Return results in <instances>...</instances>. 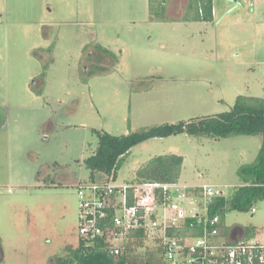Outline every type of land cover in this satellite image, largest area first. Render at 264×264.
Segmentation results:
<instances>
[{"label":"rangeland","instance_id":"1","mask_svg":"<svg viewBox=\"0 0 264 264\" xmlns=\"http://www.w3.org/2000/svg\"><path fill=\"white\" fill-rule=\"evenodd\" d=\"M148 1L0 0V264H51L77 247L94 131L128 135L229 112L239 96L264 100V10L213 0L212 22H198L184 17L188 0H167L165 13ZM261 144V135L151 139L123 157L114 182L177 155L178 183L228 196ZM253 206L224 215L227 236L242 228L264 240V198Z\"/></svg>","mask_w":264,"mask_h":264},{"label":"built area","instance_id":"2","mask_svg":"<svg viewBox=\"0 0 264 264\" xmlns=\"http://www.w3.org/2000/svg\"><path fill=\"white\" fill-rule=\"evenodd\" d=\"M226 194L216 186L159 182L116 184L112 176L77 186V247L102 248L117 262L132 242V259L146 264L150 253L161 264H264V245L245 236H227L210 208ZM256 211L252 206L251 213ZM194 228L199 235H191ZM140 242L137 247L135 242Z\"/></svg>","mask_w":264,"mask_h":264},{"label":"trees","instance_id":"3","mask_svg":"<svg viewBox=\"0 0 264 264\" xmlns=\"http://www.w3.org/2000/svg\"><path fill=\"white\" fill-rule=\"evenodd\" d=\"M167 0H149V11L165 13ZM184 17L191 21L212 22L213 0H188ZM98 143L94 153L84 164L90 171V180L112 176L115 179L120 169L123 157L131 149L151 139H163L174 135L211 136L216 139L232 136L262 137V144L254 164L241 167L239 176L241 185L226 196L218 198L210 208V215H218L221 219L229 211L248 212L257 200L264 198V100L239 96L231 111L196 121L179 122L177 124L161 125L146 131L128 135L112 136L105 132L94 131ZM183 159L181 156L168 155L152 159L148 165L136 172L135 182L177 183ZM199 229L194 228L191 235H199ZM245 237L253 238V230H244ZM134 243L129 242L122 257L115 262L102 248L83 251L73 249L67 256L52 260L51 264H125L130 258ZM138 247L140 242H135ZM154 253H150V255ZM154 257H149L146 264H160ZM131 264H144L132 259Z\"/></svg>","mask_w":264,"mask_h":264},{"label":"crops","instance_id":"4","mask_svg":"<svg viewBox=\"0 0 264 264\" xmlns=\"http://www.w3.org/2000/svg\"><path fill=\"white\" fill-rule=\"evenodd\" d=\"M252 4H253L255 15L258 14L260 10L261 11L264 10V0H252ZM214 16H215V9L213 6V19H214ZM180 185H182V184H180ZM182 186H186V185H182ZM192 186H196V185H192ZM231 233L233 235L245 236L244 229H242V228H236V229L232 230ZM251 239H255L264 245V240L263 239L259 240L256 237V233H255V236Z\"/></svg>","mask_w":264,"mask_h":264}]
</instances>
